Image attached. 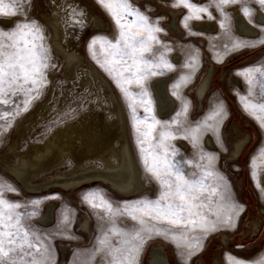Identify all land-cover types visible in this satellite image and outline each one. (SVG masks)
<instances>
[{
    "label": "rangeland",
    "instance_id": "obj_1",
    "mask_svg": "<svg viewBox=\"0 0 264 264\" xmlns=\"http://www.w3.org/2000/svg\"><path fill=\"white\" fill-rule=\"evenodd\" d=\"M4 2L11 3L12 0ZM191 2L207 7L211 17L207 13H200V19L187 20L186 28L185 17L190 10L183 6L173 7L174 0H131L134 8L139 9L152 23L158 22L159 27L163 29L157 34L160 43L152 45L153 53L157 57L163 54L173 65L172 69L164 70V74L159 75L169 77L167 87L176 100L175 108L169 115L160 116L155 108L150 81L158 75L150 76L145 82V88L152 101V115L162 122H171L176 114L181 112L183 103H188L187 114L179 117L180 124L171 126L176 133V139L171 140L170 144L178 152L175 157L177 166L183 169L185 174L200 172L195 164H208V156L212 157L211 167L216 175L208 183L216 185L217 194L207 196L206 206L202 211L209 224H215V228L209 226L207 230L199 227H175L168 223L151 221L148 217H144L147 223L140 225L130 218L134 208L142 207L141 201H154L158 198L161 185L145 170L135 127L136 121H140L139 127L143 132L146 128L145 118L147 117L150 123L151 116L141 106L138 95L135 101L131 102L134 103L136 111L133 112L129 107L130 101L118 86L117 77L110 74L104 66L107 52L101 49V45H95V58L89 49L93 37L104 36L115 41L119 32L113 17L99 0H68L67 3L60 0L53 6L49 5L48 0H24L22 11L17 15H0V28L4 30L11 29L18 21H36L43 31L45 39L41 43L48 50L46 55L49 56V67L45 70L47 84L41 89L39 98L31 100L26 111L24 105L29 97L25 93L8 96L7 104L0 103V153H6L5 159L17 165L19 155L23 154L31 143L46 141L55 128L75 118L87 108L90 95L97 86L89 75L84 74L81 65L73 68L71 76H65L66 58L54 51L53 33L42 15L53 11L59 21V33H62L63 40L60 45L70 50L76 49L84 62L92 65L104 77L105 84L99 82L101 96L96 98V103L109 104L111 94L121 103L130 145L140 166V176L147 186L135 195H122L100 181L85 183L69 190L52 187L40 193H30L0 165L3 196L6 200L19 204L15 213L19 215L22 225L20 234L27 229L29 239L34 244L42 242L40 253L43 255L36 253V256L43 264H111L113 256L110 253L122 259L128 254L126 250L139 243L132 239L137 231H140L143 243L132 264H146L148 246L158 244L165 248L171 264H215L216 261L220 264H237V261H242L243 264H264V184L261 182L264 173V111L258 107L264 104V75L256 72V69L260 68L261 73H264V43L261 42L264 41V21L257 22L253 18L257 9L264 13V7L256 0H238L237 3L224 5L221 11L214 0ZM81 4L89 8L91 23L86 21L85 13L71 15V8L80 11ZM232 5H236L243 15V6L251 9V16H244L257 27V36L246 37L235 30L231 18ZM171 10L176 12L179 32L168 27ZM96 15L102 19V26L94 25ZM131 19L129 17V21ZM202 19L215 21V29L203 32L192 28V21ZM238 43L243 46L235 47ZM197 59L201 60L202 66L193 82L186 87L184 83L179 84L180 77L192 74ZM209 68L214 69L211 87L203 98L199 99L196 95V85ZM175 84H179L178 89L173 87ZM129 88L133 93L141 92L135 84ZM173 91L178 95L174 96ZM47 99L52 101L50 118L40 121L30 131H20L19 134V122L28 128L34 107L39 104L45 106ZM218 108L221 109L219 115H214ZM197 125L201 127L194 145L190 138L184 137ZM244 136H248L246 144L238 157L232 159L236 143ZM15 141L16 149L8 153L9 147ZM202 156L204 159H201ZM113 160L116 162L117 158L113 156ZM185 160L193 163L187 164ZM73 163L70 158L59 167L35 174L32 180L43 181L54 173L70 168ZM85 163H94L97 167L104 165L99 159L86 160ZM84 166H79L77 170ZM87 194H91L90 198L97 204L102 203V194L111 202L112 212L107 211L106 206L93 207L85 200ZM40 201L55 202L54 219L49 225L37 222L43 211ZM125 208L129 209V213L124 212ZM83 216L89 220L90 235L80 229L79 224ZM228 216L232 218L230 224L224 223ZM120 227L130 229V233L114 234V229ZM167 229L172 231L166 232ZM110 235L108 241L107 236ZM149 235L150 241L145 245L144 240ZM36 237H39V240ZM101 240L106 241V244L100 245L103 251L99 252L97 244H101ZM116 249H120V253H115ZM16 259L19 264L18 257ZM26 259L30 260L31 257Z\"/></svg>",
    "mask_w": 264,
    "mask_h": 264
},
{
    "label": "snow or ice",
    "instance_id": "obj_2",
    "mask_svg": "<svg viewBox=\"0 0 264 264\" xmlns=\"http://www.w3.org/2000/svg\"><path fill=\"white\" fill-rule=\"evenodd\" d=\"M214 2L222 11L224 5L237 3L238 0H214ZM256 2L264 7V0H256ZM23 3L24 0H12L11 3L0 0V15H17L19 11H22ZM99 3L113 17L119 32L115 41L104 36L93 37L89 49L95 58V45L98 43L101 45V49L107 52L104 66L110 74L117 77L118 86L130 101L129 107L133 112L136 111L134 103L131 102H134L138 95L141 106L151 116L150 123L148 118H145L146 128L143 132L139 127L140 121H136L135 127L145 170L161 185L158 198L154 201L147 199L141 201L142 207L134 208L130 213V218L140 225H145L147 221L144 217H148L151 221L168 223L175 227H199L207 230L210 226L214 229L215 224L210 225L207 216L202 211L206 206L207 196L217 194L216 185L208 183L216 175L211 167L212 157L208 156V164H195L200 172L185 174L184 170L177 166L175 157L178 152L170 144L171 140L176 139V133L171 126L180 124L179 117L187 114L188 103H183L181 112H178L171 122H162L152 115V101L145 88V82L150 76L163 75L164 70H170L173 67L163 54L157 57L153 53L152 45L160 43L157 34L163 29L159 27L158 22L152 23L139 9L134 8L131 0H99ZM178 6L190 10L185 17L184 26L186 28L188 27L187 20L200 19V13H207L211 17L207 7L198 6L191 0H174L173 7ZM242 11L245 16H251L249 7L243 6ZM129 17L132 18L130 21ZM44 39L43 31L36 21H18L9 30L0 28V103L7 104L8 96L25 93L29 97L24 105L26 111L31 100L39 98L41 89L47 84L45 70L49 67V56L46 55L48 50L41 43ZM261 42L264 43V41ZM234 46L243 45L238 43ZM256 72L264 75L260 68H257ZM249 83L251 84V80ZM132 84L141 89L139 94L130 91L129 86ZM173 87L178 89L179 84ZM33 93L35 95H32ZM172 94L178 95L176 91ZM258 107L264 111V104ZM220 111L221 109L218 108L214 115H219ZM207 126L211 127V125ZM200 127L201 125H197L191 128L184 138H190L195 145ZM201 159L204 157L202 156ZM184 162L193 163L187 160ZM90 196L91 194H87L85 200L93 207L106 206L107 211L112 212L111 202L107 201L102 194L101 204L94 203ZM18 207L19 204L4 198L3 186L0 185V264H17V257L19 264H43L42 260L37 259L36 256V253H40L42 242L34 244L29 239L30 234L27 229L23 230L22 235L20 234L22 225L19 215L15 213ZM124 212L129 213V209L125 208ZM135 213H140V215L137 216ZM224 223H232L231 216H228ZM165 231L171 232L172 229ZM159 233L158 229L157 234ZM36 239L39 240V237ZM132 239L139 243L126 250L128 254L122 259L110 253L113 256L111 264H132L143 243L140 231H137ZM100 243L104 245L105 241L101 240ZM32 249L35 251H30ZM120 251L116 249L115 253H120ZM40 254L43 255V253ZM27 257L31 259H26ZM237 264H243V262L237 261Z\"/></svg>",
    "mask_w": 264,
    "mask_h": 264
},
{
    "label": "bare ground",
    "instance_id": "obj_3",
    "mask_svg": "<svg viewBox=\"0 0 264 264\" xmlns=\"http://www.w3.org/2000/svg\"><path fill=\"white\" fill-rule=\"evenodd\" d=\"M57 1L60 0H48V3L50 6H53ZM63 1L66 3L68 2V0ZM152 1L153 0H150V2ZM81 6L82 8L80 11L71 8V15L74 16L79 12L85 13L86 21L91 23L92 17L89 8L84 4H81ZM230 9L232 10L233 17L231 18H233V27L235 30L240 35L246 37L257 36V27L247 20L239 8L236 5H232ZM170 12V23L168 27L175 32H179L176 12L173 10ZM42 15L52 30L54 51H58L66 58L65 76H71L73 68L76 65H81L84 74L86 76L89 75L93 81L96 82L97 86L90 95L87 108L81 111L79 115L55 128L46 141L31 143L27 150L19 155V162L17 165H13L5 159L6 153H0V165L16 178L25 191L30 193H40L52 187H60L61 189L69 190L93 181L106 183L113 190L122 195H135L140 193L146 189L147 186L140 176V166L130 145L126 128V118L121 103L114 94L110 95L109 104L103 102L96 103V98L101 96V85L99 82L101 81L105 84L104 77H102L92 65L85 63L83 57L76 49L70 50L60 45V41L62 42L63 39L62 33H59V21L55 13L49 11ZM253 18L257 22H263L264 13L257 9L253 14ZM94 21L96 27L102 26L103 21L99 16L96 15ZM191 26L198 31L211 32L215 29L216 23L215 21L202 19L192 21ZM201 64L200 59L195 60L192 74L188 77H180L178 83H184L183 85L185 87L190 85L201 68ZM213 71V68H209L196 85V95L199 99H202L211 87ZM168 80V76L158 75V77L150 81L155 108L157 114L160 116L169 115L175 108L176 100L169 93L167 87ZM51 107L52 101H50V99H47L45 106L42 104L36 105L34 107V114L30 119L31 123L29 127L25 128L22 122H19V134L21 133L20 131H30L40 121L49 119ZM239 133H241V131H239ZM247 140L248 136H244L241 141L236 143L232 153V159L238 157ZM15 146L16 141L9 147L8 153L13 152L16 149ZM113 156L117 158L116 162L113 160ZM70 158H72L74 162L70 168L54 173L43 181L34 182L32 180L35 174L59 167V165L66 163ZM96 159L101 160L104 165L97 167L94 163L89 165L85 163L86 160ZM83 165L85 166L82 167L81 170H77L79 166ZM261 182L264 184V173L261 176ZM40 202L43 211L37 222L43 225H49L54 219L53 211L55 202ZM79 226L86 235L91 234L90 223L86 216L82 217ZM129 231L130 229L120 227L114 229V232H116L114 234L120 233L127 235L130 233ZM110 237L111 235L107 236L108 241ZM150 237L151 235L144 240L145 245L149 243ZM104 244H106V241ZM100 245L101 244H97V249L99 252H102L103 250H101L102 247ZM147 259L148 261H146V264H161V262L163 264H170L167 252L161 244L148 246ZM198 264L205 263L199 262ZM215 264L220 263L216 261Z\"/></svg>",
    "mask_w": 264,
    "mask_h": 264
},
{
    "label": "water",
    "instance_id": "obj_4",
    "mask_svg": "<svg viewBox=\"0 0 264 264\" xmlns=\"http://www.w3.org/2000/svg\"><path fill=\"white\" fill-rule=\"evenodd\" d=\"M147 261H148V259H147ZM161 264H163L162 262H161ZM171 264V263H170Z\"/></svg>",
    "mask_w": 264,
    "mask_h": 264
}]
</instances>
